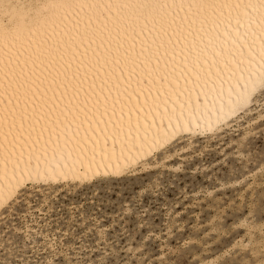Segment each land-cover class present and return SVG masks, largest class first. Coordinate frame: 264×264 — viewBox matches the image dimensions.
Returning a JSON list of instances; mask_svg holds the SVG:
<instances>
[{"label": "snow or ice", "instance_id": "1", "mask_svg": "<svg viewBox=\"0 0 264 264\" xmlns=\"http://www.w3.org/2000/svg\"><path fill=\"white\" fill-rule=\"evenodd\" d=\"M52 8L70 11L62 18L45 21L51 31H45L39 39L31 28L27 29L28 36L23 35V10H35L38 17L41 10ZM225 10L228 24L235 19L239 29L247 21L251 29L241 34L246 41L252 40L247 45L249 54H242L236 61L237 67L231 69L233 76L240 73L237 86L241 82L243 85L239 89L231 88L225 99L223 90L216 92L215 82L208 73L202 91L205 97L216 93L214 99L219 100V113L238 121V124L226 125L225 135L233 126L242 128L243 131L230 137L237 142L233 149L243 152L249 165L255 162V167H249L246 173L235 170L238 177H250L245 183L248 191L254 193L251 200L245 197L249 211L237 227L243 230L248 245L245 249L249 256L247 264H264V0H25L24 3L0 0V36L6 41V62L0 59V64L4 66L7 90L12 93L9 103L13 99L16 101L0 121L8 127L5 139L11 136L5 162L15 159V168L19 169L27 153L29 162L22 176H31L32 172L27 171L31 167L30 160L33 156L39 160L40 152L46 154L50 147V141L40 146L43 133L48 130L46 126L40 128L35 139L33 134L42 121H51L69 93H72L69 104L87 109L96 92L94 83L89 90L84 89L90 75L100 79L103 73L101 83L107 85L114 73L103 72L106 66L119 68L123 64L120 68L123 75L131 64L128 72L131 77L137 67H150L153 58L159 62L161 54L173 58L187 55V37L193 31L197 34L207 32L210 26L218 30L225 20ZM257 39L258 52L255 49ZM85 44L87 47L80 52ZM138 44L139 53L136 51ZM252 52L256 54L251 55ZM217 55L228 68L227 56L232 53L221 49ZM82 93L83 103H80ZM60 115H64L63 110ZM208 131L213 128L210 126ZM154 143L164 149L166 141ZM240 167L243 168V163ZM36 175L42 174L37 172ZM31 195L34 193L26 190L23 179L0 192V264H117L118 254L101 251L82 234L65 236L58 234V228L52 230L43 202L39 198L30 201ZM26 205L33 210L43 209L42 214L29 219ZM52 211L54 213L55 208Z\"/></svg>", "mask_w": 264, "mask_h": 264}, {"label": "bare ground", "instance_id": "2", "mask_svg": "<svg viewBox=\"0 0 264 264\" xmlns=\"http://www.w3.org/2000/svg\"><path fill=\"white\" fill-rule=\"evenodd\" d=\"M5 2L24 3L25 0ZM69 11L65 8L45 9L37 17L35 10H23V35L28 36L27 29L31 28L39 39L42 33L51 31L45 21L49 18H62ZM105 15H108L106 10ZM183 15L181 12V16ZM232 15L235 17L236 14ZM224 16L225 20L218 30H213L214 26H210L207 32L197 34L193 31L187 37V55L181 54L173 58L172 55L161 54L159 62L153 58L150 67H137L131 77L128 76L131 64L123 75L120 71L123 64L119 68L114 65L106 66L103 72L114 73L107 85L101 83L103 73L100 79H96L94 74L90 75L84 89L89 90V86L94 83L96 92L87 109L81 110L79 104L75 108L69 104L72 95L69 93L63 99L61 107L52 115L51 121H42L33 134L35 139L40 128L46 126L48 130L43 133L40 146L43 147L45 142L50 141V147L46 154L40 152L39 160L35 156L30 160L31 167L27 171L32 172L31 176H22L26 171L25 165L29 162L27 153L25 163H21L19 169L15 168V159L11 163L5 162L11 136L5 139L8 127L0 123V192L20 179H23L26 189L39 191L45 187L54 192L97 181L120 180L128 174L146 171L170 161L176 153L183 150L176 149V146L184 138H188L186 146L190 147L196 136L213 137L226 129V125L234 121L227 114L219 113V100L214 99L216 93L205 97L202 91L204 78L211 73L216 92L223 90L224 98L227 99L231 88L239 89L243 85L241 82L237 86L236 80L240 73L236 72L233 76L231 69L237 67L236 61L241 59L242 54H249L247 45L252 40L246 41L241 35L251 31L247 21H244V27L238 29L235 19L228 24L227 10ZM5 45V39L0 36V59L6 62ZM86 47V44L82 45L80 52ZM221 49L225 53H232L227 56L230 62L228 68H225L217 55ZM255 49L256 52L259 51L258 39L255 41ZM136 51L140 52L139 44ZM152 51H155L154 46ZM3 69V64H0V121L16 103L14 99L9 103L12 93L7 90L8 82L4 78ZM221 69L224 71L221 72ZM48 95L51 96L52 93L49 92ZM80 103H83V93ZM62 110L64 115H60ZM8 123H11L10 119ZM210 126L213 128L211 132L208 131ZM157 140L166 141L164 149L156 146L154 141ZM37 172L42 175L38 177Z\"/></svg>", "mask_w": 264, "mask_h": 264}, {"label": "rangeland", "instance_id": "3", "mask_svg": "<svg viewBox=\"0 0 264 264\" xmlns=\"http://www.w3.org/2000/svg\"><path fill=\"white\" fill-rule=\"evenodd\" d=\"M239 131L233 126L227 135L224 129L196 136L190 147L184 138L170 161L120 180L57 192L28 188L29 200L43 202L52 230L82 234L101 251L118 254L117 264H247L248 245L237 225L249 211L245 197L254 193L245 183L250 177L235 170L246 173L255 162L249 165L233 149L230 137ZM25 210L29 219L43 211Z\"/></svg>", "mask_w": 264, "mask_h": 264}]
</instances>
